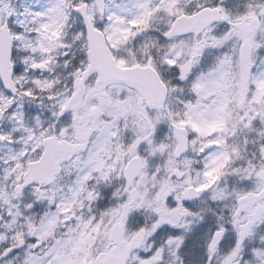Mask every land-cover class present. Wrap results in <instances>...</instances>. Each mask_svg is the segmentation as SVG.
I'll use <instances>...</instances> for the list:
<instances>
[{"label":"snow or ice","instance_id":"obj_1","mask_svg":"<svg viewBox=\"0 0 264 264\" xmlns=\"http://www.w3.org/2000/svg\"><path fill=\"white\" fill-rule=\"evenodd\" d=\"M0 264H264V0H0Z\"/></svg>","mask_w":264,"mask_h":264}]
</instances>
